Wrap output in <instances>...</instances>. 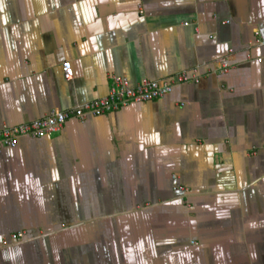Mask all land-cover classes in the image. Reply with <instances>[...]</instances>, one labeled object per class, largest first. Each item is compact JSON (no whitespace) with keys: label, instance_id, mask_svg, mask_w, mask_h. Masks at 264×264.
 Returning <instances> with one entry per match:
<instances>
[{"label":"crops","instance_id":"0c3cea01","mask_svg":"<svg viewBox=\"0 0 264 264\" xmlns=\"http://www.w3.org/2000/svg\"><path fill=\"white\" fill-rule=\"evenodd\" d=\"M260 27L264 0H0V130L200 75L2 148L0 264H264Z\"/></svg>","mask_w":264,"mask_h":264},{"label":"built area","instance_id":"2783aa9c","mask_svg":"<svg viewBox=\"0 0 264 264\" xmlns=\"http://www.w3.org/2000/svg\"><path fill=\"white\" fill-rule=\"evenodd\" d=\"M256 44L264 45V27L255 31ZM258 63L261 59L257 60ZM65 78L72 79L74 71L71 62L65 61L62 65ZM230 70L228 59L219 61V71L225 75ZM110 88L106 96L84 102L68 110L52 109L46 116L31 122L22 123L12 127H4L0 130V150L2 148H15L21 138L40 139L52 136L60 132L70 119L80 122L86 121L89 117H98L110 112H116L122 108L135 103H144L162 99L171 94L175 87L187 83H199V70L181 71L179 74L167 80L158 82L145 79L137 84H132L129 78L119 74L110 75ZM177 179V177H175ZM178 192H189V189L177 187ZM24 232H16L10 235L9 240L4 239L3 246L12 242L24 241Z\"/></svg>","mask_w":264,"mask_h":264},{"label":"rangeland","instance_id":"374dc122","mask_svg":"<svg viewBox=\"0 0 264 264\" xmlns=\"http://www.w3.org/2000/svg\"><path fill=\"white\" fill-rule=\"evenodd\" d=\"M25 239V238H24Z\"/></svg>","mask_w":264,"mask_h":264}]
</instances>
